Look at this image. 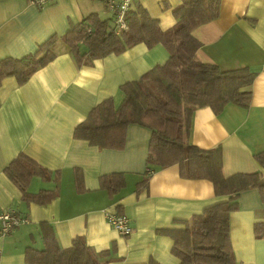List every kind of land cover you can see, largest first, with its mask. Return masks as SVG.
<instances>
[{
  "label": "crops",
  "instance_id": "0c3cea01",
  "mask_svg": "<svg viewBox=\"0 0 264 264\" xmlns=\"http://www.w3.org/2000/svg\"><path fill=\"white\" fill-rule=\"evenodd\" d=\"M182 0H143L134 5L158 22L162 31L176 24L172 14ZM90 15L110 22L96 0H52L37 7L27 0H0V60L33 54L51 37L62 38ZM200 42L197 58L222 71L246 67L256 75L247 109L227 105L219 115L209 107L196 109L188 142L202 150L221 149L222 173L250 174L264 170L254 154L264 152V0H221L218 17L194 30ZM55 57L23 84L6 77L0 84V213L11 209L27 222L0 234V264H26L27 248L43 250V228L62 249L82 238L99 257L98 264H179L173 241L165 231L225 199L214 195L208 181L185 180L178 166L148 173L146 158L150 130L130 124L121 150H100L73 137L74 128L92 108L111 98L123 100L120 87L164 64L168 51L157 44H137L119 55L91 65H78L58 40ZM19 155L34 161L43 175L34 176L26 193L31 199L52 195L45 204L25 200L5 174ZM120 174L124 185L116 192L101 188L104 177ZM79 185V187H78ZM108 214L130 220L131 234L120 235ZM230 244L240 264H264V239L253 226L264 223V202L255 189L240 194L230 214Z\"/></svg>",
  "mask_w": 264,
  "mask_h": 264
},
{
  "label": "trees",
  "instance_id": "16d2710c",
  "mask_svg": "<svg viewBox=\"0 0 264 264\" xmlns=\"http://www.w3.org/2000/svg\"><path fill=\"white\" fill-rule=\"evenodd\" d=\"M220 1L182 0L172 11L176 24L167 31H162L158 22L139 7L129 12L127 28L119 36L113 33L108 21L90 15L62 38H49L33 54L0 60V84L6 77H14L18 84H23L53 60L52 47L58 40L67 46L78 65L86 66L108 55H119L137 44L147 48L161 44L168 51L164 64L120 87L123 100L117 107L108 98L92 108L74 128L73 137L100 150H121L127 126H143L151 133L146 158L148 173L178 166L180 178L208 181L215 197L225 199L184 222L182 228L164 232L173 241L171 252L179 264H240L235 261L230 244V214L236 210L240 194L248 190H257L264 202V175L255 172L225 177L220 148L202 150L188 142L196 109L209 107L219 115L227 105L243 109L250 106L254 72L246 67L222 71L202 63L196 56L200 42L193 32L218 17ZM254 160L264 170V152L254 154ZM5 174L25 200L45 204L53 198L40 194L31 199L26 193L30 180L43 175L37 164L26 156L15 158L6 167ZM100 185L114 193L123 187L124 179L120 174H113L104 177ZM45 228L43 250L27 248L26 264H98V258L106 254L101 253L99 257L93 254L79 237L69 248L62 249ZM253 233L256 238L264 239V223H256Z\"/></svg>",
  "mask_w": 264,
  "mask_h": 264
},
{
  "label": "built area",
  "instance_id": "2783aa9c",
  "mask_svg": "<svg viewBox=\"0 0 264 264\" xmlns=\"http://www.w3.org/2000/svg\"><path fill=\"white\" fill-rule=\"evenodd\" d=\"M30 4L37 7H44L52 0H27ZM104 5L110 14V22L113 27V33L119 36L122 31L126 30V17L131 12L134 5L143 0H96ZM107 220L114 230L122 236H128L132 230L130 220L124 215L108 214ZM27 222L26 218L19 215L14 210L8 209L0 213V234L8 235L11 231Z\"/></svg>",
  "mask_w": 264,
  "mask_h": 264
}]
</instances>
